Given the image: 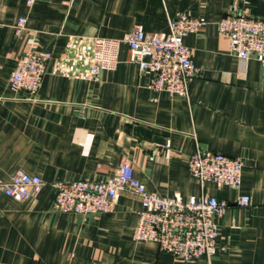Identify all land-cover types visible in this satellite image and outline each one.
Listing matches in <instances>:
<instances>
[{
	"label": "crops",
	"instance_id": "1",
	"mask_svg": "<svg viewBox=\"0 0 264 264\" xmlns=\"http://www.w3.org/2000/svg\"><path fill=\"white\" fill-rule=\"evenodd\" d=\"M234 10L264 18V0H0V179L24 171L43 180L28 200L0 191V264H264V65L250 58L242 67L219 33ZM181 12L202 21L184 37L199 69L187 94L150 88L152 72L129 60L126 44L114 70L86 77V40L122 38L134 26L165 37ZM29 49L50 53L34 94L10 86ZM197 149L242 160L241 184L200 186L189 172ZM123 159L148 191L183 199L206 191L229 202L213 255L184 262L134 240L140 203L131 193L111 212L52 209L54 182L103 180ZM243 194L250 203L235 205Z\"/></svg>",
	"mask_w": 264,
	"mask_h": 264
},
{
	"label": "built area",
	"instance_id": "2",
	"mask_svg": "<svg viewBox=\"0 0 264 264\" xmlns=\"http://www.w3.org/2000/svg\"><path fill=\"white\" fill-rule=\"evenodd\" d=\"M32 4L34 0H26ZM26 18L18 17L14 31L20 34ZM202 21L186 12L168 20V34L159 37L132 27L122 38L92 37L86 40L87 78L102 70H114L119 62L122 44L128 46L129 60L141 71H151L148 86L168 94H187L188 82L199 74L191 49L184 37L196 32ZM218 31L231 45L232 52L242 67L250 58L264 65V18H254L233 11L217 22ZM84 41V40H82ZM50 53H36L29 49L20 53L10 74L13 90L34 94L40 87ZM243 162L237 157L209 149H197L189 159V172L200 186L213 182L217 186L238 187L241 184ZM43 180L37 174L17 171L6 180L0 179V191L19 201L28 200L40 192ZM56 196L52 209L77 213L82 216L111 212L121 193H131L139 199L138 219L133 239L149 241L173 257L191 262L210 257L217 249L218 226L229 202L206 191L183 199L179 195L161 196L148 191L134 175L132 163L123 159L115 173L103 180H61L54 182ZM250 197L239 195L237 206H247ZM36 264H48L37 262Z\"/></svg>",
	"mask_w": 264,
	"mask_h": 264
}]
</instances>
